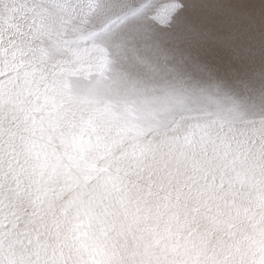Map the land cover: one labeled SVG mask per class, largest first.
Listing matches in <instances>:
<instances>
[{"label": "bare ground", "instance_id": "bare-ground-1", "mask_svg": "<svg viewBox=\"0 0 264 264\" xmlns=\"http://www.w3.org/2000/svg\"><path fill=\"white\" fill-rule=\"evenodd\" d=\"M0 264H264V0H0Z\"/></svg>", "mask_w": 264, "mask_h": 264}]
</instances>
